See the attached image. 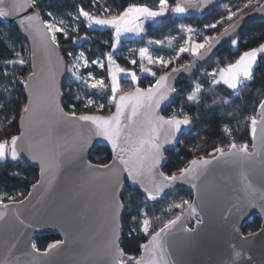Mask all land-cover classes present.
<instances>
[{
	"label": "snow or ice",
	"instance_id": "obj_1",
	"mask_svg": "<svg viewBox=\"0 0 264 264\" xmlns=\"http://www.w3.org/2000/svg\"><path fill=\"white\" fill-rule=\"evenodd\" d=\"M4 0H0L2 4ZM212 0H185L184 4L177 3L170 8L172 13L182 14L189 7L200 8L211 4ZM258 4L257 11L264 12V3ZM254 6L253 0H247L243 4V9ZM32 9L28 14L20 19V26L30 36L34 38L39 36L41 45L49 52L58 51L61 47L57 34H61L65 39H72V43H78L81 37L72 38L69 31L78 33V27L71 29L63 26H57L56 22H45L41 20L40 0H25L24 9ZM158 10H152L146 5L130 4L119 11L118 14H112L110 7L97 8L96 13L86 11L80 7L76 20L86 23L89 28L92 25L106 26L113 31L111 49L112 52L105 53L107 59V80L110 81V93L107 102H98L93 96L104 94L107 91L106 81L103 77L96 78L93 73H82L81 69L89 66H95L101 70L105 68L102 59L88 60L83 51L78 55L69 53L71 61L66 65V70L72 75L77 83H83L89 90L90 95L84 97L83 107L85 111L78 114L76 111L77 103L81 97L77 95L69 110L65 111L61 106L60 92L56 86V73L49 69L47 79L40 81L41 87L36 88L32 81L36 79L37 73L35 65L29 70L27 79L17 78V73L22 72L27 65V60L23 58L20 52L14 53L12 59L4 63L5 71L0 73V77L7 80L9 75L13 76L11 85L5 86V91L11 95L12 92L19 89L20 100L19 123L24 125V130L18 134H9L8 129L16 122V111L5 116L3 122H0V132L5 133L0 137V162L19 163L25 161L29 167H39L40 179L32 184L34 190L43 187L45 184L52 185L56 175L63 170H71L73 179L71 181V192L63 206L64 219L61 227L71 226L79 230L81 235H87L89 239H96L103 235V247L108 253V264H176L169 256V237L173 234L175 225L182 220L184 215L192 217L198 216L197 204L195 201L182 200L173 202L167 209L169 213L173 209H180V214L175 219L164 223L158 231H154L151 225L152 217L147 209L150 205L158 203V198L166 194V189H171L178 183L189 184L197 192L199 198L200 178L207 174L210 166L219 162V158L226 163L238 161L243 163L255 153H249L248 144L238 145L230 142L227 150L223 147H215L212 153H209L208 159L198 158L188 161V166L178 169L177 173L167 174L163 170V161L165 145L174 142L176 134L181 131L182 126L191 124V117L187 113H181V116L173 114L165 117L160 114V109L166 101L175 92V88L168 84L172 79V74L183 70L187 71L195 66L182 65L181 67H172L171 72H165L156 78V73L147 68L148 65H157L160 68L168 69L174 59L179 58L180 54L189 53L197 59L206 57L211 50L225 36L234 32L239 22L230 25L220 32L219 36L203 35V42L193 41L192 34L195 30L192 27H182L181 32L187 33L188 39L183 46L179 47L175 58L165 59L163 56L154 57L147 47L139 49L138 56L140 61L139 70L141 73H147L155 79V83H150L147 88L137 86L138 76L135 71L127 70L117 63L113 58V52L117 48L121 37L125 33H132L140 36L144 31V22L155 20L162 17L169 11L167 0H159ZM242 13V9L237 6V10L231 8L227 10V21ZM10 13L0 9V17H6ZM103 17V18H102ZM82 18V20H80ZM222 20H216L211 24L205 25L206 29H217L222 24ZM164 40H148L149 45H162ZM171 44V40L168 41ZM238 39H231V45L237 46ZM54 46V48L52 47ZM264 54V43L258 47L243 51L234 62L216 71L207 73L211 77L210 84L216 86L223 83L230 90H237L245 81H251L254 77V69L257 65L258 55ZM129 63L137 64L136 59H130ZM11 65L13 72L9 73L7 68ZM18 66V67H17ZM123 73L130 77L131 85L127 91L121 89L118 77ZM89 80L93 82L88 83ZM22 86V87H21ZM123 92V94H121ZM202 89L199 85L187 94V101H198ZM23 97V99H21ZM27 102H24V101ZM40 109V127L45 129V134L33 136L31 124L36 114V109ZM108 108L109 114L103 115L105 108ZM115 108L112 112L111 109ZM4 108L3 102H0V110ZM88 109H95L97 113L92 114ZM262 125V144H264V100L260 101L259 113ZM258 121L255 117L251 119V135L253 148L256 147ZM65 127L72 128L73 131L66 135H59V131ZM223 132L229 133L227 126L223 127ZM102 138L107 145L111 147V163L97 162L90 163L86 160L84 153L88 150L93 140ZM10 146V147H9ZM105 160L108 158L105 157ZM19 174V173H13ZM126 174V177H125ZM259 175L264 179V160L259 164ZM125 179L130 182L136 194L135 214L129 212L131 225L129 227V237H138L140 239L139 255L126 253L119 244L120 236L123 233V211L131 209L133 198L129 196L125 202L121 198L123 193ZM102 181V183H101ZM247 189L255 192L251 184L246 185ZM84 193L90 194V200H82ZM33 196L29 192L27 196L20 194L9 195L10 202L24 205L31 201ZM3 197H0L2 200ZM251 209L258 210L261 218L264 219V194L258 197H239L232 202L228 209V215L225 220L230 221L233 231H238L237 222ZM159 220L160 217H154ZM202 219H197V224L202 223ZM184 232H192L194 229L184 228ZM259 234L264 235V223L261 224ZM257 233L249 232L248 236L253 237ZM247 239V237H242ZM146 240V242H144ZM67 243V240H59L47 245V251L40 252L37 245L32 243L31 251L37 255H47L53 249L59 248ZM91 253L86 260V264H93ZM240 256L239 252L235 253ZM12 264V262H10ZM14 264H21L19 259ZM243 264V261L241 262Z\"/></svg>",
	"mask_w": 264,
	"mask_h": 264
},
{
	"label": "water",
	"instance_id": "obj_2",
	"mask_svg": "<svg viewBox=\"0 0 264 264\" xmlns=\"http://www.w3.org/2000/svg\"><path fill=\"white\" fill-rule=\"evenodd\" d=\"M184 2L185 0H174V5L177 3L183 5ZM196 2L198 3L199 0H196ZM219 2L220 0H212L211 4L204 5L199 9L189 7L182 14L171 12V17L179 20L188 18L201 20L211 13ZM24 5L25 0H4L0 4V9L10 14L6 17H0V21L17 29L27 44L30 55V69L35 65L37 73L36 79L31 82L34 87H41L40 81L47 79L49 69L56 73V86L60 92L61 106L63 107L62 88L66 79V63L61 49L49 52L41 45L39 36L34 38L24 31L20 26V19L33 11L30 8L25 10ZM40 18L44 21L42 17ZM238 22L239 26L236 27L235 31L230 33L229 36L223 37L206 57L202 59L195 57L187 63V65H191L195 62L194 67L187 71L181 68V71L172 74V79L168 81V84L175 88V92L171 94L170 99L160 109L161 115L178 97V84L180 82H190L194 75L208 63L216 52L229 45L231 39H236L247 26L257 22H264V12H259L255 9L238 17L226 28ZM219 34L216 36H219ZM52 47L54 48V46ZM168 72L170 73L171 71ZM163 74L165 73L161 75ZM259 108L260 104L258 113ZM114 111L115 108L113 107L112 112ZM39 119L40 109L38 107L31 124L33 136L45 134V129L40 127L38 123ZM256 119L258 121L256 139L254 141L256 147L253 148L251 135L248 149L249 153L256 154L254 157H250L243 163L238 161L226 163L219 158V154H216L219 162L210 166L207 174L198 181L199 198H197V192L189 184L178 183L173 188L165 190V193L179 189L188 190L191 192L192 201L196 202L198 209L197 217L184 215L182 220L175 225L172 230L173 234L169 237V256L176 264H241L242 261L243 264H264V235L259 234L260 227L255 232L257 235L253 237H249L248 234L244 235L242 232L245 223L253 217H259L260 226L264 223V219L261 218L258 210H249L237 222L238 231H233L230 221L224 219L228 215V209L232 202L237 198L258 197L264 194V179H261L259 175V164L264 160L262 125L259 122L261 116L258 114ZM24 127V125L19 123V131L24 130ZM192 128L193 122L189 126H182L181 131L176 134L174 142L170 145H165L163 166L167 161L166 153L174 150L181 135L190 132ZM72 131V128L65 127L59 131V135H66ZM98 147L106 148L112 154L110 145H107L102 138H96L84 153L88 162L92 163L89 159L90 155ZM208 158L210 157L204 159ZM109 163H111V159ZM36 168L38 170V179H40L39 167L36 166ZM72 179V171L63 170L56 175L52 185L45 184L36 190L31 187L29 192H32L33 196L30 202H26L24 205L13 202H0V264H10V262L14 264L17 259H19L21 264H86L90 253L92 254L93 264H108L109 256L103 247V235L97 236L96 239H89L87 235L82 236L75 227L60 226L64 219V202L72 195ZM126 183L130 186V182L125 179L124 187ZM247 184H251L255 192L248 190ZM163 196L164 194L158 200ZM82 200H90V194L84 193ZM197 219H202L203 222L197 224ZM181 225L184 228L194 229V231L184 232ZM51 234L58 236L57 241L67 240V243L51 250L47 255H37L31 251V245L35 237ZM242 237H247V239H242ZM45 251H47V246L45 250L40 252ZM236 252H239L240 256H236Z\"/></svg>",
	"mask_w": 264,
	"mask_h": 264
},
{
	"label": "trees",
	"instance_id": "obj_3",
	"mask_svg": "<svg viewBox=\"0 0 264 264\" xmlns=\"http://www.w3.org/2000/svg\"><path fill=\"white\" fill-rule=\"evenodd\" d=\"M263 1L264 0H259V3ZM158 2L159 0H40V12L44 21L47 19L45 12H50L60 18L70 20L69 15L78 14L80 7L93 13H96L97 8L110 7L112 14H118L119 11H122L124 7L130 4L146 5L152 9H158ZM167 2L169 4V11H167L164 16L160 17L159 21L155 24L147 23L144 37L137 40L131 38L122 39L120 46L116 49L117 52L123 53L132 48L136 51L146 46L148 40L155 38L167 42L172 36H182V27H193L204 34L217 35L227 27L230 22L258 7L256 0H253L254 6L248 9H243V4L246 3L247 0H220L216 8L201 20L190 18L179 20L171 17L170 8L174 5V0H167ZM238 5L242 9V13L237 14L232 21H227V10L225 9L231 8L235 11ZM216 20L223 21L221 26L214 30H205V25L211 24ZM75 27H78L79 32H70L69 35L72 38H76L77 36L81 37L78 43L73 44L72 39L63 40V36L61 40V36H59L60 49L66 65L69 61L67 50H71L73 54L82 50L88 60L99 57L104 58L106 57L105 53L112 51L110 47L113 35L112 29H88L86 24L80 21L76 23ZM201 36L203 37L202 34ZM236 39L239 41L237 46L233 47L230 43L223 47L194 75L190 82H180L177 87L178 97L171 103L170 107L162 112L164 116L169 117L170 110L176 108L187 113L193 122L192 130L182 134L176 148L166 153L167 161L163 166V170L167 174L177 173L178 169L186 167L188 161L192 159L209 157V153H212L215 147L227 149L230 142H235L238 145L247 143L248 147H250L251 119L253 117H258V106L260 101L264 98V54L258 55L253 79L238 87L237 90H230L223 84L212 86L208 79H198L201 71H210L213 68L224 67L230 62H234L243 51L258 47L260 43H264V22H257L247 26ZM16 52L22 53L23 58L27 60V65L24 67L23 71L17 73V78L26 80L31 67L28 46L17 29L0 21V73L5 71L4 63L9 59L15 58L14 53ZM188 60L190 59L186 55H180L177 59V64L180 67L185 65ZM117 63L130 69L129 65L120 57L117 58ZM151 69L156 73V78L162 73L171 70V68L162 70L160 67H151ZM7 70L9 73L13 72L12 66L8 65ZM88 70H91L95 76L105 74L104 71L100 73L94 66ZM12 80V75H9L7 80L0 77V102L4 104V108L0 110V122H3L4 117L10 115L15 110L16 122L8 129V133L18 134L20 100H18L17 97L20 95L19 89L12 92L11 95L4 90L6 85H11ZM154 82L155 79L151 75L143 76L140 78L137 86L147 88L150 83ZM195 83L200 85L202 92L198 101L190 103L186 99L187 92ZM67 86L70 87V93L72 94V85L68 83L66 70V79L62 88L64 99L63 107L65 111H68L66 104L68 100L64 93V89ZM121 87L124 91H127L132 85L131 83H126L125 79H121ZM107 97L108 96H106L105 99ZM21 99H23V97H21ZM24 102H26V100ZM79 112L80 111H77L78 114H80ZM103 115H105V112H103ZM223 126L228 127L229 133L222 131ZM4 134L5 133L0 132V137ZM105 157L108 159L105 160ZM89 159L92 163L101 161L109 163L111 154L108 149L98 147L94 149ZM13 173L19 174L14 175ZM37 179V168L29 167L25 161H20L19 163L0 162V197L5 198L6 196L18 193L26 196L32 184L35 183ZM124 189L121 198L127 202L129 196H132L133 203L131 209H125L122 213L123 233L121 235L120 247L126 253L139 255L140 239L135 237L134 234L133 237L130 238L128 234L131 225L129 212L131 211L135 214V208L137 206L136 194L134 188L130 187L128 183L125 184ZM182 200L192 201L191 192L185 189L168 192L158 200V203H154L148 207L147 211L152 217L151 225L154 231H158L163 227L165 222L173 219L181 211L180 209H173V211L169 213L167 209L173 202H180ZM3 202L8 201L3 200ZM154 217H160V219L157 221ZM259 227V217H253L245 223L242 232L244 235H247L249 232L255 233ZM57 240L58 236L56 234H51L37 236L33 243L37 245L39 251H43L49 243Z\"/></svg>",
	"mask_w": 264,
	"mask_h": 264
},
{
	"label": "rangeland",
	"instance_id": "obj_4",
	"mask_svg": "<svg viewBox=\"0 0 264 264\" xmlns=\"http://www.w3.org/2000/svg\"><path fill=\"white\" fill-rule=\"evenodd\" d=\"M98 1V0H96ZM159 3V2H158ZM152 10H158V9H152ZM225 10H228V8H226ZM45 15L47 17L46 21L45 22H51V21H54L56 22L57 26H61V22H63V26L71 29L73 26H76V23L79 22L76 20V16L78 14H74V15H69L70 17V20H66V19H63V18H60L58 16H56L55 14H52L50 12H45ZM160 19V17H157L155 20H148V21H145L144 22V31L143 33L140 35V36H136L132 33H125L121 39H120V42L117 44V48L120 46V43H121V40L124 39V38H131V39H134V40H137V39H140L142 37H144L145 35V31L147 29V23H150V24H155L156 22H158ZM237 19V18H236ZM80 20H82V18H80ZM234 21V20H233ZM232 21V22H233ZM230 22V23H232ZM86 24V23H85ZM87 26V24H86ZM88 29H93V28H99L98 25H92L91 28H89L87 26ZM186 28V27H185ZM193 28V27H192ZM226 28V27H225ZM196 30V29H195ZM114 31V30H113ZM71 31H69V34H70ZM201 32L199 30H197L195 33L192 34L193 36V41L194 42H198V43H202L203 42V37L201 36L200 34ZM188 35L187 33H183L182 36H172L171 37V44L168 43L169 40H167V42H165L164 44L162 45H149L147 43L146 46H143V47H147L149 49V52L154 56V57H160V56H163L165 59H170V58H175L176 57V52H178L179 50V47L183 46V44L185 43V41L188 39ZM59 36H61V40H62V36L61 34H57V37H58V40H59ZM155 39H159V38H155ZM63 40H65L64 36H63ZM162 40V39H160ZM116 48V49H117ZM142 48V47H141ZM140 49V48H139ZM139 49L134 51L135 49L132 48V49H128L127 51L123 52V53H120V52H117V50H115L113 52V58L116 59L117 61V58L120 57L121 59H123L127 65H129L130 69L128 68H125L127 70H131V71H135L137 76H138V83H139V80L141 77L143 76H150L148 75L147 73H141L140 70H139V66H140V61H139V56H138V52H139ZM82 51V50H79L77 51L75 54H73L71 52V50H67V56L69 58V61L68 63L71 61V57L69 56V53H72L73 55H78L79 52ZM113 51V50H112ZM111 51V52H112ZM180 55H186L190 60L187 61V63H189L192 59H194L195 57L191 56L189 53H183V54H180ZM96 59H102L103 60V63L105 65V68L103 70L99 69L96 67V69L100 72V73H104L105 74H99L97 76H95V74L91 71V70H88L90 69L92 66H89L88 68L86 69H81L82 73H84L85 75L87 73H93L94 76L96 78H101L103 77L106 81V85H107V91L104 93V94H98L96 96H93L92 98L97 100L98 102H107V99L108 97L105 99L106 96H110L111 93H110V81L107 80V59L106 57L104 58H96ZM130 59H136L137 60V64L136 65H132L131 63H129V60ZM177 59H174V62L172 64L169 65L168 68H172V67H177L178 64H177ZM145 64V66L147 68H150L151 67H160V66H157V65H148L147 61H144L143 62ZM186 63V64H187ZM95 67V66H94ZM179 67V66H178ZM221 68V67H220ZM219 68H213L212 70L208 71H201L199 73V76H198V79L202 78V79H208L210 81L211 77L207 75V73H211L213 71H216L218 70ZM88 70V71H86ZM152 70V69H151ZM171 71V70H170ZM67 76H68V83L71 84L72 86L75 87V94L76 96L79 95L80 97H85L84 93H86V95H90V92L89 90L86 88V86L83 84V83H77L74 78L72 77V75L67 71ZM121 79H125L126 80V83L128 82L129 84L131 83V79L130 77H126L123 73H121L118 77V80H119V83H120V86H121ZM93 82L92 80H89L88 83H91ZM247 82V81H245ZM220 84H223V83H220ZM138 85V84H137ZM199 84L198 83H195L187 92V94H189L191 91H193ZM224 85V84H223ZM226 86V85H225ZM242 86V85H240ZM239 86V87H240ZM200 87V85H199ZM122 89V87H121ZM202 89V88H201ZM122 93V92H121ZM82 94V95H81ZM105 100V101H104ZM225 127V126H223ZM20 194L21 193H18V194H15L16 197L20 198Z\"/></svg>",
	"mask_w": 264,
	"mask_h": 264
},
{
	"label": "built area",
	"instance_id": "obj_5",
	"mask_svg": "<svg viewBox=\"0 0 264 264\" xmlns=\"http://www.w3.org/2000/svg\"><path fill=\"white\" fill-rule=\"evenodd\" d=\"M70 87L69 86H67L65 89H64V93H65V97H66V99L68 100L67 101V109L69 110V106L71 105V104H73L74 102H76L75 101V97H76V94H75V87L74 86H72L71 88H72V90H73V92H72V94L70 93V89H69ZM62 93H63V91H62ZM82 95V94H81ZM84 95L86 96V93H84ZM77 103V107H76V111H80L79 113H83L84 111H85V109H84V107H83V104H84V97H81V100L79 101V102H76ZM88 112H91L92 114H100V113H97L96 111H95V109H88L87 110ZM111 111H113V108L111 109ZM103 112H105V115H108L109 114V110H108V108L106 107L105 109H104V111ZM183 111H181V110H178V109H176V108H172L171 110H170V112H169V116H171V115H173V114H175V115H177L178 117H180L181 116V113H182ZM184 113V112H183ZM178 143V142H177ZM248 149H249V147H248ZM13 195V194H12ZM8 196H6L5 198H3V200L5 201H8V202H10L9 201V199L7 198ZM18 198V197H17ZM3 200H0V202H3Z\"/></svg>",
	"mask_w": 264,
	"mask_h": 264
},
{
	"label": "crops",
	"instance_id": "obj_6",
	"mask_svg": "<svg viewBox=\"0 0 264 264\" xmlns=\"http://www.w3.org/2000/svg\"><path fill=\"white\" fill-rule=\"evenodd\" d=\"M99 28L107 29L108 27H106V26H99ZM124 39H127V38H124ZM128 39H130V38H128Z\"/></svg>",
	"mask_w": 264,
	"mask_h": 264
}]
</instances>
